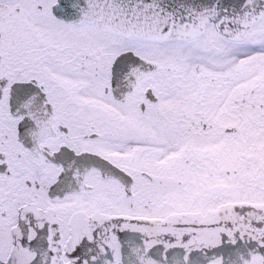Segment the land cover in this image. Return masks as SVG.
<instances>
[{"label": "snow or ice", "instance_id": "snow-or-ice-1", "mask_svg": "<svg viewBox=\"0 0 264 264\" xmlns=\"http://www.w3.org/2000/svg\"><path fill=\"white\" fill-rule=\"evenodd\" d=\"M0 264H264V0H0Z\"/></svg>", "mask_w": 264, "mask_h": 264}]
</instances>
